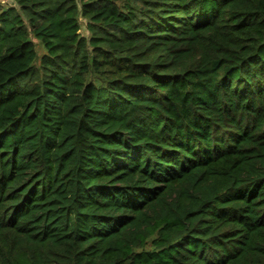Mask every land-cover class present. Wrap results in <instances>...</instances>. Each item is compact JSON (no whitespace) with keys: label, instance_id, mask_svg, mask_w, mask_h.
I'll return each instance as SVG.
<instances>
[{"label":"trees","instance_id":"trees-1","mask_svg":"<svg viewBox=\"0 0 264 264\" xmlns=\"http://www.w3.org/2000/svg\"><path fill=\"white\" fill-rule=\"evenodd\" d=\"M10 1L0 264H264V0Z\"/></svg>","mask_w":264,"mask_h":264},{"label":"rangeland","instance_id":"rangeland-1","mask_svg":"<svg viewBox=\"0 0 264 264\" xmlns=\"http://www.w3.org/2000/svg\"><path fill=\"white\" fill-rule=\"evenodd\" d=\"M10 2H11L10 0H0V4L3 5V6H6V5L10 4ZM80 21H81V30H80V32L83 35H86L87 34V30L85 28L86 20L81 19ZM35 43H36L35 46H36L37 53H38V55H41L43 53V48L38 42L35 41Z\"/></svg>","mask_w":264,"mask_h":264}]
</instances>
